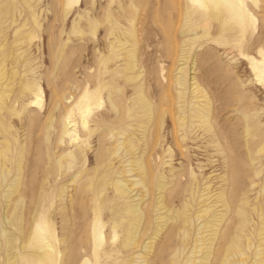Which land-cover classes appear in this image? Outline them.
<instances>
[{"label": "bare ground", "instance_id": "6f19581e", "mask_svg": "<svg viewBox=\"0 0 264 264\" xmlns=\"http://www.w3.org/2000/svg\"><path fill=\"white\" fill-rule=\"evenodd\" d=\"M29 1L24 0V3L31 7ZM82 1L64 0L65 15ZM122 1L124 2L121 6L119 0L115 2L119 3L116 7L119 5L121 11L126 13L125 23L119 24L117 22L119 20L114 18L113 13L117 9L110 13L113 20L108 17L105 21L102 20L107 24L106 35L109 37L116 34V37L108 42V46L104 42L107 47L104 51L96 53L95 62L89 66L92 70L87 71L89 74L86 75L85 86L73 103L65 108L61 115L59 114V131L54 141L57 146L64 148L49 159L52 160V166L62 175L72 171L71 174L69 172L70 180L67 181L68 184L58 188L53 196L40 188L32 199L33 207L27 221L24 216L25 196L21 193L22 186L24 188L26 185L23 180L27 170L26 155L29 149L26 142L32 134L37 135V122L41 119L43 140L49 139L55 131L54 112L61 106L64 94L52 91L51 107L39 114L42 88L34 75L36 68L33 69L31 66V56L22 43L12 41L13 45L6 48L0 44V181L4 182L3 185L0 184L2 211L0 232L3 237L1 249L4 255L0 264H264V196L260 195L264 190V160H261L262 169L259 168V164V169L254 165L256 159L264 157V125L259 117V107L253 103L256 97L242 82L241 88L245 89L233 98L236 99L235 103L231 104L234 107H230L229 110L240 111L237 118L239 133L236 136L241 139L239 144L244 146L241 149H245L241 153L238 152L240 155L230 156L232 152L229 150L231 154L228 155V149L233 146L230 137L227 136L230 131L227 133L224 130L227 135L225 132L217 131L216 101L203 84V79L193 76L191 83L187 82V70L194 67L196 61L193 48L205 47L210 42L212 45L206 51L208 58H217V54L222 50L221 54L225 55L230 63L229 49L236 48L237 53L247 63L253 81L264 90V48L262 46L257 48L255 45L254 50L256 48L257 50L256 54L252 53L253 55L242 48L250 31L252 36L256 29L259 16L253 13V9L256 11L258 8L259 12V7H262L261 0H166L169 1L170 7L174 8L172 12L175 11L170 15V25L160 23L157 15L154 17L155 20L148 15L153 11L150 12L151 0ZM155 1V4L159 3L158 0ZM93 5L91 2L89 10L85 13V21L91 36L95 35L99 24L97 17L91 14L94 11ZM131 5L134 7L131 8ZM140 5L141 10L148 12L147 18H151V21L147 20L151 23L149 21L145 23V15H142L144 19L136 17L140 11L136 6ZM165 5L162 3L163 7ZM102 8L100 9H105ZM30 16L37 23L34 10ZM164 21L166 23L165 19ZM153 24L159 26V31L153 35L154 37L151 33V30L155 29V26L151 29ZM211 26L216 27V34L213 33L215 35H211ZM72 30L73 33H82L81 29L73 27ZM145 32L148 34L147 40L150 41L146 40L147 42L144 41L142 44ZM120 35L126 36L125 42L121 41L122 38L119 40ZM258 35L259 33L257 34L259 38ZM101 39L104 40V37ZM249 42L252 44L253 41ZM14 46L16 52L13 50ZM149 46L153 51L160 53L159 56L157 54L156 60L154 59L156 64H153L155 61L150 63L153 60L150 57L153 53L149 54L150 61L148 57H144ZM218 46L219 49L216 50ZM144 53L146 54L143 58ZM120 57L121 59H118ZM21 58L23 64L20 63ZM168 59L169 63L165 64ZM222 62L225 63L224 60ZM220 66L223 68L222 63ZM120 79L123 85L131 88V95L114 97V94L120 91L118 83ZM148 79L162 87L156 89L154 86L155 92H146ZM150 82L149 84H152ZM247 84L249 86L251 83ZM189 87L191 95L189 94L190 101L187 105L185 102ZM104 96L109 102L108 110L106 113H99L102 104L106 102ZM262 109L264 111V108ZM165 114H169L168 118L175 127H183L188 123V127L201 128L207 137V145L221 155L226 169L217 177L218 185L213 188L214 191L209 190L200 194V198L196 200L197 208L192 201L194 198L190 196L184 197L183 201L181 199L182 203L179 206L174 203V197L179 193L177 191L179 182L181 183L179 180L184 172L173 168L162 170L153 193V199L156 201L155 226L151 234L141 242L140 235L147 225L146 197L151 193V187L147 185L148 170L142 161L143 156L140 159L138 154L135 155L137 158L133 156L134 159L131 157L125 159V153L122 156L125 160L121 161L120 155L123 151L131 153L136 141L143 143L144 147H147L151 140L153 144L157 142L155 135L160 130L161 117L163 118ZM12 118L16 119L15 124L12 123ZM134 118H140V134L137 136L132 131L128 132L129 123L125 124L127 120ZM217 118L219 115L216 116V120ZM78 128L82 131L79 132ZM92 138L96 140L93 149ZM227 142L231 144V148L225 145ZM29 147L31 149V146ZM178 149L181 152L180 148ZM90 150L93 155L92 166L86 164V155ZM49 151L47 148L46 152ZM135 151L140 153L138 148ZM158 152L160 151L156 153ZM49 153L48 155L51 154ZM116 162L122 164L121 169ZM211 167L209 164V168ZM134 171L136 172L133 173ZM206 171L208 172L207 168ZM261 171L260 179L258 176ZM196 176L192 172L189 175L187 180L189 191L198 185ZM256 177L261 180L260 190L251 197L253 186H256L254 184L258 181L254 180ZM200 182L202 183L201 180ZM138 186L140 188L136 190ZM54 203L56 207L53 210L51 208ZM251 214L254 215L253 221L249 218ZM55 215L60 219L59 228L56 226L58 221H53ZM3 221L15 228L17 226L16 230L21 232L19 243V240L16 241L14 229L13 231L4 229Z\"/></svg>", "mask_w": 264, "mask_h": 264}, {"label": "rangeland", "instance_id": "374dc122", "mask_svg": "<svg viewBox=\"0 0 264 264\" xmlns=\"http://www.w3.org/2000/svg\"><path fill=\"white\" fill-rule=\"evenodd\" d=\"M0 1H1V3H0V17L2 16L0 18V22H1L0 23V44L4 45V47L6 48V47L13 45L12 41H13V43L14 42L19 43V44L22 43V46L24 45L23 47L27 49V53L31 56V62H30L31 66L33 69L36 68V69H34L35 70L34 75L38 79V82L42 88V105L40 107V113L39 114H42L43 112H45V110H47L48 108L51 107L52 91L56 92L58 94H64V98L67 99L66 100L63 98L64 100L62 99V102L60 104L61 106L63 105L62 108H61V106H59V108L54 112V121H55L54 130L55 131L50 135L49 139L47 141L43 140V132H42L43 130L40 129V126L42 127V123H41L42 119H41V120H38V122H37V135L32 134V135H34V137H32V135H31V137L28 138V140L26 142L27 148L30 149L29 146H31V149H30V151L28 149V151H27L28 155H26V168H27V170H26L25 178L23 179L25 181L24 183H26V185L24 188L22 186L21 193L24 194V196H25L24 216H26L25 221H27V217H28V215H29V213L33 207L32 199L34 197V194H36L40 190V188L48 191L49 195L53 196V194H55L58 191V188L64 186L66 183L68 184V182L70 180V174L72 173V171H69L70 174L68 172V173H66V175H64V174L62 175V173H60L57 170V168L52 166L53 165V163L51 162L52 160L49 159L50 156H53L54 154L60 153V151L64 148L62 146H57V144H55V141H54L55 137L59 131V123H58L59 116L61 115L62 111L65 110V108H67L69 105H71L73 103L72 101H74V99L77 97V95L82 90L83 86H85L84 82H87L86 79H87V76L89 74L88 72H91V70H92L90 67L92 65L91 63L95 62L96 53L98 54L99 52L104 51L106 49V47L108 46V42L111 41L114 36L116 37V34L114 36L111 35L109 37H108V35H106L105 28H106L107 24H104L105 22L103 23L102 20L105 21L106 17L113 20V16L115 15L114 18L116 17L115 19L119 20L117 22L119 24L123 25L125 23L126 13H124V11H121V9H120L121 4L124 2L122 0H119L120 6L117 5V7H116V4H119V3H116L115 1L118 2V0H113L111 3L107 2L108 0H100L101 2H103L102 4L100 3V1L98 2V0H92V1L91 0H89V1L83 0L82 3L79 4L78 6H73L67 15H65L64 0H30L29 3L31 5V7L26 5V3H24V0H0ZM104 1H106V2H104ZM151 1H152L151 2L152 6L150 5V9H151L150 12L153 10L152 14L146 12L145 10L144 11L141 10V5H140V6H136V8H139V10H140V11H138L139 14L136 17L137 18L141 17L143 19L145 17V20H144L145 23H149L151 21V18H147V13H148V15L150 14L153 19H154L155 15H157V17H158L157 19H159L160 23H163L165 25L166 24L170 25L169 24V22L171 21V20L169 21L170 15H173L174 14L173 12H175V11L172 12V10H174V8L172 9V7H170L171 5L168 4L169 1L167 2L165 0L166 1V3H165L164 0H162V1L158 0L159 3H157V4H155L156 3L155 0L154 1L151 0ZM91 2H93V4H94L92 6L94 8L93 9L94 11H93V13H91L89 11V13H91L95 17H97V20L99 21V24L97 25L94 36L90 35L89 30L87 28L86 21H85V19H86L85 13H86V11L89 10V8H90L89 6L91 5ZM161 2L164 5L166 4L167 6L165 5V7H167V8L163 7ZM86 3H89L90 5L89 4L86 5ZM260 3L262 4V5H260L262 7H259V9H260L259 12H258V8H257L256 11H255V9H253V13H256V16L261 17V19L259 17L257 18V24H256V29L254 30V33L252 32V36H251V31H250V33L247 36V42H246L247 45L245 44L242 47L245 51L250 52V54H252V53L256 54V50L259 46H262L264 48V45H262L264 43V38H263L264 34L262 36V33H264V29H263L264 28V23H263V21H264V0H261ZM136 4H138V3H136ZM155 5H157V6L155 7ZM98 6L100 8L103 7L105 9L102 8L103 10H101ZM131 6H130L131 8L134 7L133 5H131ZM161 6L163 7V9ZM154 7H155V9L157 8L156 9L157 11L155 9H153ZM166 9H167L168 13H167ZM32 10L35 11L38 24L35 23L30 16ZM115 10H116V12H115ZM3 11H4V13H3ZM112 11L115 13H113ZM159 11H161V12H159ZM111 12L113 13V16H112V14H110ZM144 12H146V13L144 14ZM102 13L104 16L102 15ZM162 14H163V16H162ZM142 15H145V16L143 17ZM164 16L166 18H164ZM5 18H7V19H5ZM122 19H124V20H122ZM147 19H149L150 21ZM164 19L166 20V23H165ZM75 21H77V23ZM147 21H149V22H147ZM23 23L25 25H23ZM259 25H260V27H258ZM154 26H155V29H154ZM73 27L77 28V29H81L82 33H76V32L73 33V30H72ZM148 27H149V25L147 26V28ZM151 29H154L153 31L151 30V33H153L152 34V36H153L154 34H157V31H159V26L157 24H153V27H151ZM215 29H216L215 26H211V29H210V32H212L211 35L216 34ZM259 30H261V31L259 32ZM2 32H5V33L3 34ZM213 33H215V34H213ZM258 33H259L258 36H260L259 38L257 37ZM32 34H34V35H32ZM147 35L148 34H146V32L143 34V36L146 39L145 38H143L145 40L142 39V44H144V41L147 40V37H146ZM122 36L121 35L119 36L120 37L119 40H121V38H122L121 41L125 42L126 36H123L124 38ZM101 37H104V40H102ZM252 37L254 38V40ZM250 38L253 41V42H251L253 44V46H251L252 44H250V42H249V41H251ZM256 39H257V41H256ZM147 41H150V40H147ZM260 41H263V42L261 44H259ZM104 42L107 44V46H105ZM211 45L212 44L209 42V44L205 45V47L193 48L194 58L196 55V61H195L194 67L189 68L187 70V75H188V77L186 75L187 82H188V84H190L191 83L190 81H192L191 79L194 77L195 78L198 77L201 80L203 79V81H202L203 84L208 89L209 93L213 96L214 101H216L215 102L216 106L218 107L217 109H218V111H220V113L217 110L215 112V122L217 123V131H221L223 133L225 131H227V133H228V130L230 131L229 132L230 134L228 133V135H227L226 132H225V134L228 137H230L231 142L233 143L232 148H234V150L231 148V144H228V142L225 145L228 148H231V149H228V155L231 154L230 153V151H231L232 154L230 156H237V155H240L241 151L243 152V150L245 148L241 149V147L243 148L244 146L239 144L241 139H239V136H236V134L239 133V130H238L239 129V125H238L239 120L237 118L239 116L240 111L238 110L235 112L234 110H231V111L229 110V109H231L230 107H232V108L234 107L231 104L235 103L236 99L234 100L233 98H236L238 93L243 92V89H245V88H241V85H242V82H244L245 85L252 90V91L251 90L250 91L256 97V99L253 100V103L255 106L259 107V113H260L259 117H260L261 121L263 120L262 123L264 125V111L262 109V108H264V100H263L264 99V90L262 89V87L255 84V81H253L254 78H253V76H251V72L249 71L248 66L246 65L247 63L237 53L236 48L231 47V49H229V53H228V57L230 58V63H229V61H227V58L225 57V55L221 54L222 50H220V52L218 53L219 55L217 54V56H218L217 58L216 57H213L212 59L208 58V55H207L208 52H206V51L209 49V47ZM255 45H256V47L258 46L256 48V50H254ZM99 48H101L100 49L101 51L98 50ZM151 48L152 47L149 46L148 50H147V55H145L146 53H144L142 55V57L145 55L144 57L149 58V56L153 53L150 56V57H152L153 60L150 61L151 59L149 58L150 63H153L157 58V54L159 56L160 53L153 51V48L152 49ZM216 48H217L216 50H218L219 46ZM13 50L16 52L15 46H14ZM141 51L143 52V48ZM155 52H156V55L154 54ZM198 52H200V53H198ZM27 53H23V54H27ZM221 56H222V59L224 60L225 63L222 62L223 60L221 59ZM218 58L220 59V61H218L219 60ZM225 58H226V60H225ZM118 59H121V57ZM210 59H211V61H209ZM196 62H198V63H196ZM220 62L222 63L223 68L220 66L221 65ZM20 63L23 64L22 58L20 59ZM166 63L167 64L169 63V59H168V61H165V64ZM153 64H156V61ZM224 64L227 65L228 67L226 66V68H225ZM195 66H197V67H195ZM189 67H191V64ZM24 68H26V67H24ZM190 69L192 72L190 71ZM141 70H143V69H141ZM228 70H230V71H228ZM189 71H190V73H189ZM201 73H202V76H201ZM205 74H207V75H205ZM189 75H190V77H189ZM120 80L118 81L120 91L118 90V92H116V94H114L115 95L114 97H116V96L125 97V96L131 95V88L123 85L122 79H120ZM148 80L146 81V86H147L146 92L149 91V92L153 93V92H155L154 91L155 88L157 89V88L162 87V85H157L156 83H154L152 81L150 82V80L149 81ZM206 80L208 81L207 83L205 82ZM149 82L152 84H149ZM247 83H251L253 86L251 84L248 86ZM154 84H156V85H154ZM150 85L153 88L152 91H151L152 88H150L151 87ZM238 85L240 86V88ZM120 86H122V88ZM154 86H155V88H154ZM247 87H246V89H248ZM227 88H229V89L227 90ZM128 89H130V90H128ZM190 90H191V87H189V91L187 94L188 97L186 98V102H185V104H187V105L190 101L189 100L190 95H191ZM224 91H225V94H224ZM218 95H219V99H218ZM215 98H217V99H215ZM187 99H188V102H187ZM105 100H106V102L102 104V107L98 111L99 113H106V110H108L109 102L106 99V97L104 96V101ZM66 103H67V105H66ZM104 104H106V105L104 106ZM227 109H228V111H227ZM262 113H263V115H262ZM222 114L224 116H222ZM218 115H219V118H217V120H216V116H218ZM227 115H229V116H227ZM225 116H226V118H225ZM168 117H169V114H165L163 116V118L161 117L162 122L159 124L160 130H158V132H157L158 134L155 135V138H157L156 139L157 142H155L153 144V141L151 140L149 142V144L147 145V147H144L143 143L136 141L135 142L136 143L135 148L131 151V153L127 154V152L123 151L120 155V158H121L126 153L124 156L125 159H128L129 157H131V159H134V157L137 158V156H135V155H138V154H139L138 158L140 157V159L143 156L142 161L145 162V164L147 166V170H148L147 185H148V187L149 186L151 187V193L149 196L146 197V203H147L146 221H147V225H146V228L144 230H142V233L140 235V238H141L140 241L141 242L151 234L150 232H152V229L155 226V214H156L155 205H156V201H155V199H153V196H154L153 193H154L155 185L158 181V177L161 174V172L166 171L169 168H173L174 170L182 172V173L184 172V174H185V175L183 174L184 178H183V176H181L182 178H180V180L178 178V180L181 181L182 184L184 182L185 183L182 185L179 182L178 189H177V191L179 193L176 191L178 194L175 195V197H174V200H175L174 203L179 206V205H181L184 197L190 196V198H194V199H192V201H193V204H195L194 207L197 208L198 207L197 201L200 198V194L205 193L209 190L214 191V189L217 187L216 185H218L217 184V180H218L217 177H219L222 174V172L226 169L225 164L223 163V158L221 157V155H218L213 150L214 148L207 145V137L205 136L204 131L201 128L188 127V123H185L183 125V127L182 126H180V127L176 126L175 127V125H172L171 119H169L170 117L169 118ZM236 119H237V121H236ZM15 122H16V119L12 118V123L15 124ZM127 123H129L128 130H130L128 132L132 131V133H135L136 136H137V134L138 135L140 134V131H139L140 130L139 129L140 118H134V120H127L125 122V124H127ZM220 124L223 126H221ZM236 126H237V129H236ZM147 127H149V126H147ZM177 127H178V129H177ZM184 129L187 130L186 132L188 134H186ZM78 130H79V132L82 131L80 128H78ZM53 134H55L54 137H53ZM174 135H175V138H174ZM188 135H189V138H187ZM171 136H173V138ZM160 137H161V139H160ZM159 140H160V142H159ZM176 141L177 142L179 141L178 144H175V143H177ZM235 141H237V142L234 143ZM138 144H139V146H138ZM91 145H92V149L94 148V145L96 146L95 138H92ZM179 145L181 147L183 145V147H182L183 150L181 149V147ZM136 146H138V147H136ZM188 146L190 149H188ZM47 148L50 150L49 152L51 154L49 152H46ZM137 148L140 151V153L139 152L137 153V151H135V149L137 150ZM160 148H162L161 150L164 152H161ZM178 148H180L181 152H179ZM155 149H157V150H155ZM157 151H160V152H158L159 154L156 153ZM29 152H31V154ZM238 152H240V153H238ZM32 153H33V155H32ZM48 153L50 155H48ZM152 154H153V156H152ZM148 155H149V157H148ZM158 156L160 158H158ZM165 156H166V158H165ZM204 156H206V157H204ZM86 157H87L86 164L88 166H92L93 155H92L91 150H90V152L87 153ZM124 157L121 158V161L125 160ZM161 157L163 158V161H162ZM159 159H160V161H159ZM259 159L260 160H258V159L255 160L258 162V163L255 162V163H257V166L255 163H254V165L256 168H258V166L260 165L259 168L262 169L263 165H262L261 160L262 159L264 160V157L259 158ZM183 161H185V162H183ZM218 161H220V162H218ZM151 162H152V164H151ZM182 162H183L184 166H183ZM259 162H261V163H259ZM206 163H207V165H206ZM179 164H180V166H179ZM209 164H210V167L213 166V168L212 167L209 168ZM116 165H118V167H120V169L122 168L121 167L122 164H119L118 162H116ZM123 165H124V163H123ZM160 165H161V167H159ZM187 166H189V168ZM191 166H193V167H191ZM177 168H179V169H177ZM206 168H207L209 173L206 171ZM210 169H212V170H210ZM185 171H186V173H185ZM135 172L136 171H134L133 173H135ZM191 172L194 173L195 176L197 175L196 178H197L198 185L196 184L197 188L193 186L192 191H189L187 189V186H188L187 180H188ZM153 174H154V176H153ZM261 174H262V171L260 172V175L258 176V178H260ZM178 177H180V176H178ZM258 178L256 177L254 180L257 181ZM155 179H156V181H155ZM182 179L184 181H182ZM209 179H210V181H208ZM200 180L202 181V183L200 182ZM260 181L261 180H258L257 182H255L254 185H256V186H253L254 190L250 194L251 197L254 196L256 191L259 192V190H260L259 184H261ZM2 183L4 184L3 181H0L1 185H3ZM180 184L183 187H181ZM257 184H258L259 188L257 187ZM199 185H200V188H199ZM184 186L187 190H185ZM139 188L140 187L138 186L136 188V190H139ZM194 188H195V190H194ZM198 188L200 189V191ZM208 188H210V189H208ZM181 190L183 191V193H181ZM195 191H197V192H195ZM263 191H261L262 194L260 193V195L262 197L264 196ZM198 192H199V194H198ZM176 198H178V199H176ZM181 199H182V201H181ZM55 207H56V204L54 203L52 205L51 209L54 210ZM151 211H153V212H151ZM1 213H2V211H0V214ZM250 216H251V217H249L250 221H253L254 215L251 214ZM53 219H54L53 220L54 222L58 221L56 226H58V228H59V226H61L59 223L60 219H58L56 217V215H55V218H53ZM3 225L5 226L4 229L7 228L10 231L11 230L13 231V229H14V233H16L15 235L17 236L16 241L19 240L18 241V243H19L21 240V232L16 230L17 226L15 228L5 221H3ZM148 227L150 229H148ZM142 235H144V236L141 237ZM2 245H3V237H2L1 232H0V263L4 259L3 251L1 249Z\"/></svg>", "mask_w": 264, "mask_h": 264}]
</instances>
